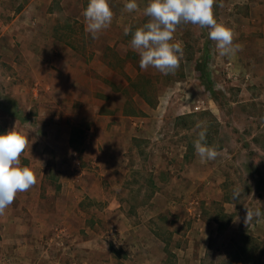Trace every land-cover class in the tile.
I'll list each match as a JSON object with an SVG mask.
<instances>
[{
	"label": "rangeland",
	"instance_id": "rangeland-1",
	"mask_svg": "<svg viewBox=\"0 0 264 264\" xmlns=\"http://www.w3.org/2000/svg\"><path fill=\"white\" fill-rule=\"evenodd\" d=\"M31 1L3 0L1 4L0 0V19L4 23L0 36H10L2 35L3 30ZM36 2L42 9L34 10V19L37 17L40 22L33 24L34 20L27 21L14 29L24 37L21 44L28 45L26 50L31 56L28 58L17 47L11 48L7 37L1 43L0 98L14 100L12 107L16 106L21 117L26 119L19 128L35 132L36 144L41 143L43 153L48 154L52 161L51 178L63 177L67 178V183H80L79 188L82 187L85 195L70 223L72 226L67 229L85 245L79 249L69 240L70 248L52 249L53 259L61 262V258L66 257L69 264L78 259L84 264H91L93 258H98L100 264H160L164 241L169 255L166 264H179V258L175 257L179 255L173 253L172 245L182 247L187 244L189 231L195 241L198 240L199 221L203 226L206 220H217L221 222L222 230L211 236L208 261L218 264L226 260L235 264L238 256L240 262L264 264V215L254 218L249 225L244 223V203L253 210L259 208L264 214V34L256 32L259 26L230 24L229 18L236 20V7L231 6L234 0H217L214 6L216 17L218 21L234 26L238 35L234 44H239L242 50L233 56H221L215 41L208 37L210 29L181 23L174 33V41L182 43L183 58L174 74L164 75L152 67L141 69L140 56L130 46L132 34L148 22L144 9L149 0H136L139 7L133 12L124 9L128 0H111L116 11L115 18L132 19L133 23L127 25L120 21L111 24L98 34L97 39L86 33L85 23H82L84 17L80 7L89 0ZM240 6L246 14L249 13V4ZM125 28L131 29L128 35L124 34ZM47 46H50L49 52ZM67 47L73 49L71 54L65 52ZM94 49L99 51V56L92 53ZM81 56L95 67H99L102 61L120 73L129 72L123 79L119 75L114 76L109 69L103 70L104 83L110 79L111 85L105 83L109 89L100 93V99L114 96L120 102L125 101L126 107L122 104L121 107H114L112 104L113 110L124 108L133 115L141 113L138 117L146 122L140 127L132 120L131 137H123L120 141L115 135H101L103 129L96 128L101 122L92 120L90 114L92 106L77 103L72 106L74 98L71 93L68 95L69 105L59 102L57 106L48 105L39 95L42 93L43 97L49 98L43 90L36 91L33 106L27 100L33 97V88L44 75V63H50L54 71L61 61L68 58V61L77 62L82 60ZM12 59L23 65V69L16 71ZM28 61L30 67L34 62L36 64V80L32 79V75L29 80L26 79ZM12 71L19 78L24 77L23 82L29 86L19 95L13 92L12 86L22 82L14 79L12 83L8 79ZM15 96L21 100L18 102ZM106 106L101 104L103 111L108 110ZM51 110H56L55 118L47 115ZM58 111L65 116L59 117ZM198 122L207 130L206 143L215 146L219 154L215 160L207 162L212 168L208 170V177L200 181L197 178L193 185L183 173H187L185 169L191 162H200L194 147L202 130L196 127ZM120 125L116 130L124 132V126ZM61 127L62 131H59ZM93 127L95 132L100 131V136L91 143L88 135ZM129 128L125 127L128 131ZM63 130L69 134L67 137L58 135ZM129 147L133 152H125ZM59 163L61 167H58ZM157 169L162 173L159 178L167 182L171 171L176 176L178 185L168 184L165 193L178 198L179 194L186 193L199 196L194 208L200 211L202 217L200 220L191 217L190 221L184 222L183 212L188 208L186 202L176 201L171 207L166 201L164 205H159L164 211L157 218L155 235L139 230L122 233L120 221L123 225L124 221L137 224L145 219L142 216L147 205L145 197L155 193ZM126 173L128 176H125ZM109 179L114 181L113 185L109 184ZM120 181H124L123 187L117 184ZM55 186L53 184L52 187ZM234 188L242 191L239 200L232 199ZM119 191L128 194L124 206L119 211H108L109 197ZM171 209L177 213L169 215ZM59 220L50 219L54 226L60 224Z\"/></svg>",
	"mask_w": 264,
	"mask_h": 264
},
{
	"label": "crops",
	"instance_id": "crops-1",
	"mask_svg": "<svg viewBox=\"0 0 264 264\" xmlns=\"http://www.w3.org/2000/svg\"><path fill=\"white\" fill-rule=\"evenodd\" d=\"M2 1L3 0H1V4ZM88 3L86 5L82 3L80 7V13H83ZM244 4H249V7L247 8L249 10L248 14H246L245 11H243V8L240 6ZM111 6L114 12V17L111 24H118L121 21V24L132 25V19L126 20L127 18H124L125 20H122L123 18L120 16L118 18L119 20H117L115 18V7L112 4ZM231 6L236 7L237 12L235 13L236 20L233 21L231 20V18H229L230 24H243V26L251 24L258 25L259 27L256 32L260 33V35L261 33L264 34V0H234ZM39 7L42 9L41 5L38 4L37 6L36 0H32L20 13H18L15 18L11 19V23L6 26V30H3L2 33V35L9 34L10 36H0V47L1 43L4 42V37H7L9 40V44H11V48L17 47L21 50V52L26 53L28 58L31 56L30 51L26 50V48H28V45L21 44V42L24 41L21 38L24 37L20 36V32H15L14 29H16V26H23V23L31 20H34L33 24L39 23L40 20L37 17L34 19V17L36 16L34 10H37V8ZM82 20L83 19H81V21ZM82 23H85V18ZM3 25L4 23L2 22V19H0V28H2ZM243 36L246 35L244 34ZM49 51L50 46L47 52ZM72 51L73 49L69 47L65 49V52L69 54H71ZM98 52L99 51L94 49L92 53H94L95 56H99ZM81 58L82 60H79L77 62L68 61L67 58L65 59V61H61L58 69L54 71L51 69V64H47L48 62L46 61L47 63H44L42 65L45 69L43 71L44 75L37 84L35 83V88H33V90H35L33 92L34 95L36 91L38 93L40 90H43L44 93H48L49 98H45L46 96L43 97L42 93L39 95H41L42 98L49 103L48 105L54 104L55 106H57L58 102L60 104L69 105L68 95L69 93H71L72 99L74 98V100L72 101V106H74L75 103L80 105L92 106V111L90 112V114L92 115V120L101 122V125H97L96 127L103 129L101 135H115L114 137H117L118 139H120V141L124 139L123 137H131L133 133V127L131 125L132 120L134 125L138 124V126L140 127L144 126V123L146 122L145 119L138 117L141 113L138 112L137 114L133 115L134 113L132 114L124 108H122V110H115L114 108V111L111 106L112 104H114V107H117L119 105V107H121V104L126 107L125 101L120 102L114 96L109 97V95L107 94L106 96L109 97L108 99L102 101L100 99V93L105 91L106 89H109L108 86L105 85V83L111 85L110 81H108L110 79H108L104 83L105 80L103 79L105 77H103V70L108 71L109 69V71L112 72L114 76L118 77L119 75V77H122L123 79L126 78L125 74H129V72L127 70V72L122 71L124 72L123 75L122 72L120 73L116 70L111 69L105 62L102 61L99 67H95L93 63H88L87 60L83 58V56H81ZM12 65L16 71H19V69H23V65L20 66L19 62L15 59H12ZM29 65L30 64L28 61L26 65V67H28V74L26 79L29 80L30 75H32V79L36 80V70L34 67L36 64L34 62L33 66L30 67ZM99 75H101L102 78H100ZM23 78L24 77L19 78V75H14V71H12L8 76V79H10L12 83L14 79H19L21 81L18 82H22L21 85L18 84L16 87L12 86L13 92L16 95H19L20 91L24 88L29 87L28 84L25 85L26 83L23 82ZM34 95L31 99L27 98V100L31 101L32 106L36 102L34 100L36 98V95ZM42 98L40 97L39 100L41 99L42 101ZM16 100L19 102L21 98H17ZM104 103L107 105L106 107H108L107 111L102 110L101 104ZM11 104L15 105L14 100L8 101L6 100V98H0V133L11 131L15 126L18 131H23L25 133L28 132V139L30 140V143L28 148L21 155L20 160L22 165L30 167L35 172L38 180L36 185L28 191L18 193L14 202L6 209L5 214L0 216V264H69L66 257L61 258V262H57L56 260H54L52 256V249H55L56 247L63 249L70 248L71 246L69 244V240H71L73 244L76 245V248L82 249L84 247V242L81 239H78L77 236L75 238L72 234H69L67 229L68 227L72 226L70 223H72L73 216L77 215L76 209L78 210L81 201L84 199L83 196L85 195L83 193L82 187L80 186L79 188V185H81L80 183H67V178L64 179L63 177L57 179L51 178L49 171L52 168V161L50 160L49 155L43 153L44 149L41 143L36 144V140L33 137L35 132L33 130L29 131L25 128H19L21 122L23 123L26 119L22 118L19 111H17V108H15L16 106L12 107L13 105ZM55 111L56 110L48 111L47 115L49 117L55 118ZM61 115L65 116L63 113L59 112L58 116L61 117ZM119 122L123 123H121L120 125ZM118 124L120 125V127L124 126L122 128L124 132H122L120 129L116 130ZM126 126L130 127L129 131L125 129ZM59 131H62V127ZM145 131H147V129ZM89 132L90 134L88 135V137L89 142L91 143L95 142L97 140V137L100 136V131L97 130L95 132V127H93ZM58 135L60 137H67L69 134L64 132L63 130V133L59 132ZM70 135H72V133ZM125 152L131 153L133 152V150L129 147ZM78 162L80 165L81 162ZM207 162L208 161L201 162V160L200 162L193 161L189 164V166H187V168L185 169L187 173H183V176L188 179V182L190 184L192 183L193 185H195L197 178L200 181L208 177V170H212V168L211 165H209V163ZM61 166L62 165L59 163L58 167ZM161 174L162 173L159 171V169H157L155 175L156 178L154 181L156 186L155 193H151L149 195L146 194L147 197H145V201H147V205L145 206L146 208L144 209L143 214L142 212H140V215L142 214L145 219L141 220V222L137 224H130L124 221L123 225V221H120L119 224L121 225H118L122 233H131L132 230H139L143 232L146 231L148 235H155L154 230L157 229V218L163 213L164 209L161 206L164 205L166 201H168L167 205H170L171 207L173 206V204H176V201L186 202L185 205L188 206V208H186L185 210L183 209L184 220L182 221L184 222L186 220L190 221L191 217H198V220H200V218L202 217L200 211L194 208V204L199 201V196L190 193H186L184 195L179 194V198L175 197L176 195L174 194L170 196V194L165 193V191L167 190L168 184L170 183L171 185H178L176 176L174 175V172L171 171L169 179V181L171 182H167V180H162L159 178ZM125 176H128L127 173L125 174ZM124 181H120V183L117 184L123 187L125 185ZM53 184H55L56 186L52 187ZM109 184L113 185L114 181H112V179H109ZM187 186L188 184H186V187ZM126 197H128V194L125 191L114 193L109 197L110 205L107 210L119 211L118 209H121L124 206L123 202H125V200L127 199ZM159 205L161 206L159 207ZM171 211L172 212H169V215L171 216L177 213L176 210L171 209ZM51 218H54V220H56V218H60V224L58 226L52 225L50 221ZM199 227L200 228L197 227L198 240L195 241L194 235H191L189 231L188 237H190V239L187 244L182 247H174L172 245V247L174 248L173 253H178L179 256L175 257L179 258V262L181 264L213 263L210 260H207L210 257V255L207 256V250L210 243L212 242L211 236L217 235L219 233V230H222V224L217 220H212L211 222H207L206 220L203 226L201 221H199ZM53 228H55L53 232L54 235L51 236ZM192 232L196 233V231L194 230ZM143 244L144 242L142 243V245ZM163 244V250L160 252V264H166L169 261V255L167 252V248L165 247V245L167 244L164 241ZM180 256H183L184 258H180ZM237 258L238 260L235 262V264H251L250 261L240 262L238 256ZM82 261L83 260L78 259L75 262H70V264H84ZM94 263L100 264V260L98 258H93L91 264ZM217 263L230 264V262L226 260Z\"/></svg>",
	"mask_w": 264,
	"mask_h": 264
},
{
	"label": "clouds",
	"instance_id": "clouds-1",
	"mask_svg": "<svg viewBox=\"0 0 264 264\" xmlns=\"http://www.w3.org/2000/svg\"><path fill=\"white\" fill-rule=\"evenodd\" d=\"M216 4L217 0H149L144 9L148 22L135 30L130 41L131 48L140 56V68L147 70L152 67L164 75L175 73L183 58L182 43L174 41V33L181 23L210 29L208 37L215 41L221 56H233L241 51V46L234 44L237 35L234 26L218 21L214 11ZM219 6L223 7V4ZM138 7L136 0H128L124 5L127 12H133ZM82 14L86 33L97 39L98 34L112 23L114 12L111 0H89ZM130 32V28L124 29L125 35ZM196 127L202 129L194 142L197 156L201 162L215 160L219 153L215 146L206 143V128H202L199 122ZM29 143L28 132L18 131L16 126L11 131L0 133V216L5 214L18 193L28 191L37 183L35 172L22 165L20 160ZM241 196L242 191L234 188L232 199L239 200ZM244 207L246 225L264 215L259 208L253 210L247 203Z\"/></svg>",
	"mask_w": 264,
	"mask_h": 264
}]
</instances>
